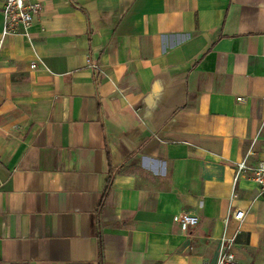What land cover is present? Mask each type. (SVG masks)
Masks as SVG:
<instances>
[{"label":"crops","instance_id":"0c3cea01","mask_svg":"<svg viewBox=\"0 0 264 264\" xmlns=\"http://www.w3.org/2000/svg\"><path fill=\"white\" fill-rule=\"evenodd\" d=\"M5 1L0 264H264V0Z\"/></svg>","mask_w":264,"mask_h":264},{"label":"built area","instance_id":"2783aa9c","mask_svg":"<svg viewBox=\"0 0 264 264\" xmlns=\"http://www.w3.org/2000/svg\"><path fill=\"white\" fill-rule=\"evenodd\" d=\"M42 11L40 2L33 0H6L3 7V38L9 35H16L23 29L26 34L33 26L36 18ZM35 67V65H32ZM96 75L102 74L101 66L98 64H90ZM244 100V98H239ZM248 170L251 174V180L258 186L260 191L264 193V160L259 162L256 166L248 165V158L238 165L236 180L242 172ZM246 217V212L242 209H234L228 213L225 221V228L222 237L219 240V252L217 264H240L233 253V247L236 244L239 230L234 234L229 233V222L234 220L242 222ZM174 219L178 221L185 229L196 227L199 224V217L192 213H180L175 215Z\"/></svg>","mask_w":264,"mask_h":264},{"label":"trees","instance_id":"16d2710c","mask_svg":"<svg viewBox=\"0 0 264 264\" xmlns=\"http://www.w3.org/2000/svg\"><path fill=\"white\" fill-rule=\"evenodd\" d=\"M111 181H112V177H111Z\"/></svg>","mask_w":264,"mask_h":264}]
</instances>
